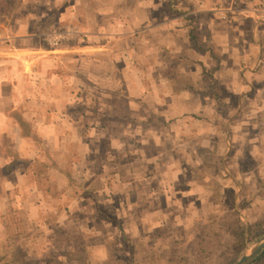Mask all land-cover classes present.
Wrapping results in <instances>:
<instances>
[{
    "label": "rangeland",
    "instance_id": "obj_1",
    "mask_svg": "<svg viewBox=\"0 0 264 264\" xmlns=\"http://www.w3.org/2000/svg\"><path fill=\"white\" fill-rule=\"evenodd\" d=\"M216 1L209 2L211 9L220 5ZM249 1L224 2L222 6L234 4L235 9L228 11V18L214 16V36L219 38L226 63L207 42L196 41L211 55L199 65L202 83L200 80L195 83L205 93L203 99L209 107L205 112L192 114L190 130L195 137L203 135L211 141L208 148L206 144H194L195 160L183 168L165 172L164 180L162 177L160 180V196L155 197L160 206L146 212L143 217L146 222L131 218L125 230L114 217L98 223L97 216H90L100 214L102 218L105 213L97 207H87L92 200L80 193L81 178L73 176L80 170L72 154L67 155L65 168L72 178L67 180L64 192L57 191L56 178L49 172L47 163H56L54 158L33 162L30 157L12 155L15 165L11 167L10 156L5 170L7 173L11 167L10 174L18 171V175L8 173L0 177V256L20 249V254L28 251L27 264H80L62 255L72 252L76 244L88 264H235L264 236V72L254 67L258 47L253 19L243 18L252 22L250 39L234 38L223 27L229 21L239 23L240 11ZM109 2L0 0V51H4L0 55H13L18 60L4 62L0 70L6 73L16 70L18 82H22L21 74L33 68L37 77L33 76L31 81L38 96L53 83L48 75H60L63 85L70 87L74 73L90 74L91 78L77 84L80 88H71L72 93H81V100L86 102L84 107L73 105L71 113L81 112L89 105L101 119L108 117V122L113 123L115 138L122 135L136 138L138 128L129 126H135L140 118L161 120L158 131L168 139L171 115L168 83L179 77L169 63L170 49L164 46L168 34L153 26L131 33L110 32L106 9L98 10ZM171 4L168 0L169 7ZM181 21L189 23L186 18ZM255 34L258 37V31ZM14 41L19 47L15 49L14 43L11 51L9 47ZM24 41L29 46H22ZM140 41L147 46L144 52L138 48ZM64 46L71 49L63 52L59 47ZM182 51L186 52L184 45ZM142 55L145 57L141 58ZM156 59L158 62L154 64ZM139 67L145 81L138 80ZM160 79L166 80V84ZM182 82L184 86L185 80ZM140 90L146 91L143 106ZM217 100L222 102L219 109ZM8 103L2 99L0 107ZM19 110L18 107L16 111ZM104 110L108 116L102 114ZM110 146L108 143L106 147ZM11 147L8 145L7 151L11 152ZM160 151L169 153L170 148L164 146ZM106 158L114 160L113 151ZM133 161L135 164L138 159ZM173 176L178 177V184L177 190L171 191L167 183L175 180ZM30 181L35 182V191L29 190ZM74 201L82 208L74 207ZM242 250L238 258L237 253Z\"/></svg>",
    "mask_w": 264,
    "mask_h": 264
},
{
    "label": "crops",
    "instance_id": "obj_2",
    "mask_svg": "<svg viewBox=\"0 0 264 264\" xmlns=\"http://www.w3.org/2000/svg\"><path fill=\"white\" fill-rule=\"evenodd\" d=\"M109 1L106 5L99 6L98 10L106 9L107 16H109L107 24L110 32L120 30L123 33H131L132 30L145 31L146 27L153 26L158 30L160 29L159 31L164 30L168 34L164 46L170 49L171 60H169V63L175 67L178 71L176 73L179 75V77L175 76L170 79L168 83L170 90L167 94L171 100L168 139L162 137L161 131H158L161 120L158 122V120L140 118L137 121V126H129L138 128L139 132L136 138L127 135L115 138L111 130L114 128L113 123L108 122V117L101 119L98 113L93 111L94 109L89 105H85L81 112L71 113L70 108L73 105L83 104L84 107V104H86L81 100L82 94L79 92L72 93L71 88H73L72 86L79 87L77 84L91 78L92 75L90 74L74 73L72 76L74 80L69 83L70 87L63 85L60 75H48V79H53V83L48 84L47 90H41L42 93L38 96V94H35V83L31 81L33 76L37 77L36 73H33V68L21 74L22 82H18V72L16 70L9 71V73L0 70V74L3 75V79L0 77V81L2 80L0 104L2 99L9 102L7 106L0 107V177L7 176V173L3 172V166L10 155L7 154L5 146L11 145L13 151L20 156L34 159L33 155H37V159L41 160L54 158L56 163H47L48 167L51 168L49 172L56 178L57 191L64 192L68 180L65 172L67 155L72 154L76 162L75 165L80 170L79 173L73 175L81 178L78 181L82 186L80 193L83 197L89 196L92 200L91 205L87 207H97L105 213L102 218L100 214L90 216L93 218L97 216L98 223L114 217L115 220L125 226L126 230L128 229L127 224L130 225L131 222L129 219L137 217L136 219L144 221L143 217L147 211L160 206V202L155 201V197L160 196V180L161 177L164 180L165 172H171L170 170H173L174 167L177 169L179 167L183 168L190 160H195L194 144H206L208 148L211 141L207 136L195 137L193 131L190 130L192 114L198 111L205 112L209 107L203 99L205 93L195 85L197 81L200 80V83L203 81V73L200 71L201 66L199 67V65L204 62L205 58L211 57L203 51L202 43L207 42L217 52L221 61L226 63V60L221 50L219 38L216 39L214 36L216 31L213 24L214 16L221 18V15L215 8H210L209 2L211 0H169V3H172L170 7L168 0ZM134 1L137 2L136 5L133 4ZM228 1L231 0H217L216 2L222 5ZM114 3L116 5L110 7ZM91 13L94 14L92 11ZM242 14L240 11L239 23L225 21L223 27L231 31L232 35L235 36L234 38L244 36L243 38L248 37L250 39L252 37V32H250L252 22L250 20L243 21L244 16ZM185 18L189 23L185 24L181 21ZM196 41L202 43L198 45ZM249 41L251 42V40ZM14 43L15 41L10 44L11 51ZM23 43L22 46H29L28 41ZM183 45L186 49L185 53L182 51ZM14 47L17 49L19 46ZM69 47L59 48H62L63 52H67L71 49ZM146 47L143 42H139L138 48L140 50L143 49L144 52ZM2 52L4 51H0V53ZM142 57L145 56L142 55ZM17 61L16 56L0 55V66L4 62L16 63ZM154 62L156 64L158 59ZM160 62L167 63L163 60ZM254 62V67L260 73L264 72L257 67L256 59ZM137 77L139 81L140 79L146 80L145 75L142 76L140 67L137 70ZM183 79L185 80L184 86H182ZM160 80L163 81L164 79ZM165 81L163 84H166ZM18 87L20 88L19 91ZM157 93L158 91L153 94ZM138 94L143 95V100L140 103L143 106L146 104V91L140 90ZM39 100H41L40 103H38ZM221 104L222 102L217 100L218 109ZM18 107L20 110L17 112ZM102 114L106 115V111L104 110ZM23 120L29 125L31 132L23 130ZM98 122L101 123L98 124ZM205 123L208 124L209 121L205 119ZM201 124L203 126L204 122ZM32 133L38 136V141ZM37 143L40 145H37ZM108 143H111L109 149L106 147ZM164 146H169V153L160 151ZM46 148L48 151H46ZM181 148H185L184 152L179 151ZM109 151H113L116 160L106 158ZM136 158L138 161L135 165L133 159ZM111 165H115V167L112 169L110 168ZM27 167L29 168V165ZM110 169L113 171H110ZM31 174L35 175V172L31 170ZM8 175L17 176L18 171H13ZM174 179L172 182L167 183L171 191L177 190L175 185L178 184L176 181L178 177L175 176ZM30 183L29 190L35 191L36 185L33 187L35 182L30 181ZM12 186L10 187L12 188ZM172 186H174L173 189ZM236 186L234 184V188ZM77 202H81V200L79 199ZM69 204L66 205L69 206ZM77 204L74 201L73 206L82 208L81 204L78 206ZM67 206L62 208L66 209ZM58 208L60 207L58 206ZM119 209L121 212L117 211ZM156 223H152V225L155 226ZM138 225L140 227L141 224Z\"/></svg>",
    "mask_w": 264,
    "mask_h": 264
},
{
    "label": "trees",
    "instance_id": "obj_3",
    "mask_svg": "<svg viewBox=\"0 0 264 264\" xmlns=\"http://www.w3.org/2000/svg\"><path fill=\"white\" fill-rule=\"evenodd\" d=\"M23 130L25 132H29L30 131L29 125L26 124V121H24V120H23ZM32 135L34 137H36V140L38 141V136L35 133H32ZM37 145H40V144L37 143ZM7 146L8 145L5 146V150H6L7 154L12 157L11 158V165H12L11 167H13L15 165V163H13L14 162V157H17L18 153L17 152L14 153V151H12V147H11V152L7 151V149H6ZM46 151H48L47 148H46ZM23 160L25 161V163H29L28 159H23ZM32 160H33V162L34 161L36 162L38 159L35 158V159H32ZM5 164H7V163H5ZM5 166L6 165H4V167H3V172L6 174ZM10 168H9V170H7V174L10 173ZM65 172H66V175L68 176V179H70L72 174L69 171H67V170H65ZM37 178L38 177L36 176V179ZM55 226H57V225H55ZM78 249H80V247L75 244V245H73L72 252L63 253L62 255L63 256L65 255L67 258L80 261V264H88L86 255L84 253H82V251L78 252ZM20 252H21L20 249H17L16 252H12V253H10L8 255L0 256V264H27L28 263V255H29L28 251L25 250L24 254H22V253L20 254ZM242 254H243V250L237 253V257L239 258ZM252 264H264V253H262L259 257H257L256 260Z\"/></svg>",
    "mask_w": 264,
    "mask_h": 264
},
{
    "label": "built area",
    "instance_id": "obj_4",
    "mask_svg": "<svg viewBox=\"0 0 264 264\" xmlns=\"http://www.w3.org/2000/svg\"><path fill=\"white\" fill-rule=\"evenodd\" d=\"M234 7V4L228 7L218 5L215 7V10H217L221 17L228 18V11L233 10ZM242 10L244 18L248 17L253 19V31L255 42L258 47L256 65L259 69L264 71V0H250ZM256 31H258V37L255 34Z\"/></svg>",
    "mask_w": 264,
    "mask_h": 264
},
{
    "label": "water",
    "instance_id": "obj_5",
    "mask_svg": "<svg viewBox=\"0 0 264 264\" xmlns=\"http://www.w3.org/2000/svg\"><path fill=\"white\" fill-rule=\"evenodd\" d=\"M262 253H264V236L255 241L235 264H252Z\"/></svg>",
    "mask_w": 264,
    "mask_h": 264
}]
</instances>
